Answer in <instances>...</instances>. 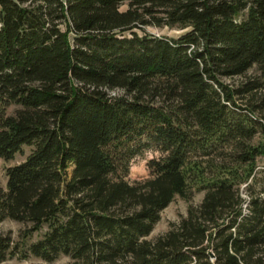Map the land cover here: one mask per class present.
<instances>
[{
    "label": "trees",
    "instance_id": "1",
    "mask_svg": "<svg viewBox=\"0 0 264 264\" xmlns=\"http://www.w3.org/2000/svg\"><path fill=\"white\" fill-rule=\"evenodd\" d=\"M25 146L0 223L27 228L0 264H264V0H0V159Z\"/></svg>",
    "mask_w": 264,
    "mask_h": 264
},
{
    "label": "rangeland",
    "instance_id": "2",
    "mask_svg": "<svg viewBox=\"0 0 264 264\" xmlns=\"http://www.w3.org/2000/svg\"><path fill=\"white\" fill-rule=\"evenodd\" d=\"M150 32H153L158 36H168L174 38L180 36L183 33L182 31L176 29L171 30L169 28L151 29ZM255 75L258 74L256 70L253 69L245 77L224 79V82L226 85L236 88L242 82H244L248 77ZM237 100L239 104L244 105L246 103V100L244 101L239 98ZM31 150L32 147L29 146L23 147L22 152L17 154L15 159L10 162H6L0 159V188L6 187L7 169L9 167L15 166L25 161V159L31 153ZM160 156L161 154L158 151L151 149L146 151L142 156L135 158L131 164L130 172L125 179L129 183H135L138 181H143L151 178L152 175L148 167V163L150 160L154 158H159ZM258 165L260 167L264 166V161H259ZM245 187L246 185H244L241 188V190L244 197H247ZM203 197H204V192H195L189 200H185L180 197H177L175 201L166 210L163 211L160 222L156 225L154 231L147 239L153 241L159 236L165 234L169 230L171 224L178 223L180 219L187 214L189 208L198 207L201 204ZM26 228H27L26 224L15 222L12 220H6L0 223V234L10 235L15 241V243H18L22 241V234ZM41 235L42 234H35L32 239V242L37 241L41 237ZM69 262H70V258L68 257H61L58 261L54 263H47L41 259L30 257L27 260L12 258V259H8L7 261L1 264H67Z\"/></svg>",
    "mask_w": 264,
    "mask_h": 264
},
{
    "label": "water",
    "instance_id": "3",
    "mask_svg": "<svg viewBox=\"0 0 264 264\" xmlns=\"http://www.w3.org/2000/svg\"><path fill=\"white\" fill-rule=\"evenodd\" d=\"M211 256H212L213 259L215 258V256L213 254H211Z\"/></svg>",
    "mask_w": 264,
    "mask_h": 264
}]
</instances>
